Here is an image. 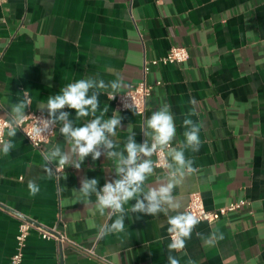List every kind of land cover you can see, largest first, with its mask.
Returning a JSON list of instances; mask_svg holds the SVG:
<instances>
[{"label":"crops","instance_id":"crops-1","mask_svg":"<svg viewBox=\"0 0 264 264\" xmlns=\"http://www.w3.org/2000/svg\"><path fill=\"white\" fill-rule=\"evenodd\" d=\"M174 45L188 47L187 61L158 64L145 73L147 60L166 55ZM87 78L97 84L102 79L106 85L90 89L89 95L96 92L99 98L96 115L107 108L104 119L114 113L122 118L116 135L108 137L115 147L102 146L99 159L89 155L79 169L70 163L57 172V162H46L43 153L59 146L70 154L60 132L64 121L56 119V134L41 149L19 127L15 137L7 136L15 147L7 156L0 152V264H9L22 217L57 227L105 258L43 239L33 230L22 264H168L169 254L180 264H264V0L0 3V116L9 119L12 105L20 101L28 102L24 112L32 108L49 114V97ZM144 78L154 85L145 114L120 110L115 97L109 98V82L120 80L124 87L117 93H121ZM165 103L171 106L177 130L168 152L183 147L185 118L200 126L199 151L184 149L196 171L173 176L176 165L169 156L171 168L153 163L144 191L175 183L172 195L181 207L173 211L165 204L167 214L148 215L130 211L137 202L133 199L124 206V232L98 238L99 227L110 225L116 215L108 209L101 216L94 193L85 203L82 182L98 179L101 190L119 178L115 169L120 154L127 156L129 137L151 147V130L145 122ZM59 111L69 114L73 127L95 118L77 119L76 111L67 107ZM108 152L115 155L109 157ZM71 159L79 162L75 156ZM146 159L141 154L138 163ZM150 159L154 162V155ZM30 180L40 186L35 196L27 187ZM193 192L203 195L208 209L239 199L248 204L215 222L199 221L185 248L169 253L168 216L187 212ZM92 221L97 227L90 229ZM213 232L223 234V239L209 244L206 239Z\"/></svg>","mask_w":264,"mask_h":264},{"label":"clouds","instance_id":"clouds-1","mask_svg":"<svg viewBox=\"0 0 264 264\" xmlns=\"http://www.w3.org/2000/svg\"><path fill=\"white\" fill-rule=\"evenodd\" d=\"M111 91L108 92L109 98L113 99L117 92L124 87L120 80L109 82L108 85ZM105 89L106 85L104 80H99V83L91 78L80 79L73 83H69L64 87L59 94L49 97L47 101V108L51 123H55L56 119L64 121L63 127L60 132L64 135L70 145V154L62 152L60 147H55L50 154L43 153V158L46 162L55 160L57 162V170H62L70 163L75 168L79 169L81 163L86 157L91 155L93 160H97L101 156L99 151L100 147L108 149L114 148V144L109 140V135H116V129L121 125L122 118L118 113H114L111 118L104 119V114L108 109L101 110L100 115L97 116L99 108V98L96 92L89 95L90 89L93 88ZM194 103V101H193ZM28 106L27 101H20L12 105L11 115L5 122L4 127L7 128V136L15 137L16 130L21 127L25 120L24 109ZM65 107L74 109L76 111L77 119L93 116L95 117L90 122L82 126L73 127L72 123L68 120V113L59 111ZM59 116L57 117V112ZM194 113H189V117ZM149 135L152 139L151 147L145 142L143 145H138L134 140L129 137L128 143L125 145L127 156L123 153L120 154V160L116 166V173L119 178L114 182H107L101 190H97L99 183L98 179H85L82 182L81 193L85 197L84 202H91L93 193L96 197V209L101 216L105 215V210L110 209L116 219L109 225H101L98 231V238H103L109 234L122 233L125 230V208L129 201L135 199L137 202L131 206L132 212H144L148 215H157L164 212L167 214V209L164 205H168L173 211L181 207L179 200H174L172 191L176 187L175 183L169 182L167 185H162L158 189L152 188L144 191L145 181L153 173V161L150 157L157 152L163 151L165 148L170 147L174 137L176 136V124L174 116L171 112V106L167 103L163 104L159 110L152 112L151 116L145 122ZM183 125L187 130L183 133L184 145L181 150L173 148L166 156H171L175 162L176 168L173 176L177 173L183 177L185 172L191 174L196 171L193 167V161L185 157L184 149H191L193 152H198L201 146L200 139V126L191 118H185ZM46 129L41 128L39 125L35 128V134L41 135ZM15 145L11 140L3 138V133L0 132V152L5 156L9 155V149L14 148ZM141 154L149 159L143 160L138 163ZM107 155L112 157L114 152H108ZM75 156L77 160L71 159ZM169 168L172 165H167ZM46 172L51 175V169L45 167ZM28 190L30 195L35 196L40 192V186L30 180L28 182ZM74 198L80 201L79 196ZM143 199H140V196ZM145 201L147 203H145ZM167 223L169 225L167 231L170 234L171 242L168 244L169 253L172 251H181L186 246V240L191 238V234L195 226L199 223L196 216L189 212L178 213L176 215L168 216ZM88 227L96 228V224L92 221L88 223ZM223 234L213 232L206 242L209 244L215 243L217 240H222ZM168 264H180V261L173 255L169 254L167 257Z\"/></svg>","mask_w":264,"mask_h":264},{"label":"built area","instance_id":"built-area-1","mask_svg":"<svg viewBox=\"0 0 264 264\" xmlns=\"http://www.w3.org/2000/svg\"><path fill=\"white\" fill-rule=\"evenodd\" d=\"M4 0H0V3ZM190 57L189 49L185 45H174L167 52L166 55L153 58L151 60H147L145 62V73H148L153 66L158 64H166V63H184ZM158 84H161V81H157ZM154 85L149 83L146 78L139 81L135 84L131 89L117 93L114 97L116 100L117 107L120 110H130L134 109L141 114H145L147 100L152 93ZM30 101V98H28ZM26 120L24 124L19 127L29 141L36 148H43L44 145L51 142L52 138L56 134L57 123H51L52 117L42 110H35L32 108H28L25 111ZM8 118L0 116V132L3 133V138H7V128L4 127L5 122ZM40 126L43 129H46L41 135L35 134V128ZM170 147L165 148L163 151L157 150L154 155V165L157 168H164L170 164L169 156L165 154L168 153ZM64 169V168H63ZM62 169V170H63ZM57 170V168H56ZM61 170H57L60 172ZM104 186V185H103ZM102 186V188H103ZM101 188V189H102ZM248 204L246 199H239L236 201H231L230 203L216 208V209H208L205 205L203 195L200 192H193L189 195V201L186 206L187 212L193 214L197 217L199 221H208L210 223L215 222L231 212H235ZM36 230L39 232L43 239L47 240H55L61 245L68 243L72 246H75L79 250L88 255L94 256L99 260H104L105 258L102 255H99L94 247H89L80 243L79 241L70 237L65 231L59 230L57 227H47L34 219L29 217H22L19 229L17 233V242L16 249L12 254L9 264H22L24 249L27 245L28 237L31 232Z\"/></svg>","mask_w":264,"mask_h":264}]
</instances>
